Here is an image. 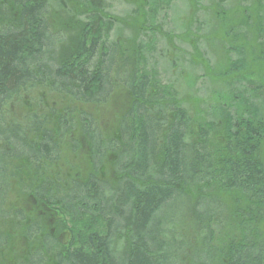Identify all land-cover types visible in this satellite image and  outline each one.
Here are the masks:
<instances>
[{
	"label": "trees",
	"instance_id": "trees-1",
	"mask_svg": "<svg viewBox=\"0 0 264 264\" xmlns=\"http://www.w3.org/2000/svg\"><path fill=\"white\" fill-rule=\"evenodd\" d=\"M49 1L68 10L78 27L63 64L53 60L52 35L44 19ZM81 1L0 0V204L11 182L17 184L10 170L21 163L16 159L54 163L76 115L87 146L83 180L73 176L62 182L45 164L27 168L31 176L23 183L29 190L21 192L23 204L17 210L28 212L29 205L35 211V216L21 218L22 232L28 234L24 240H42V245L12 258L17 264H264V78L248 80L254 72L246 63L249 39L258 41L250 33L256 25L244 26L251 29L248 40L245 31L232 34L235 28L211 35L227 45L225 55L235 56L227 68H210L196 59L200 41L189 44L195 55L189 62L227 90V100H215V115L190 117L175 91L153 90L147 73L131 76L126 100L115 108L121 116L112 142L118 146L103 179L98 171L109 162L108 146L91 115L79 110L111 93L109 69L119 55L116 44L108 53L103 39L118 20L99 8L100 0H90L88 8ZM154 2L160 5V0ZM149 4L138 1L135 21L128 26L156 32L167 39L168 52L176 50L160 28L146 26L154 16L146 10ZM245 13H240L242 20L253 21ZM256 17L261 32V18ZM96 53L88 72L86 65ZM144 55L142 49L133 53ZM165 63L174 68L169 59ZM38 88L54 94L46 100L57 101L35 100L31 93ZM215 134L218 146L211 141ZM65 214L71 219L97 217L104 221V232L90 234L85 248L76 247ZM190 222L191 230L185 231ZM47 240L61 246L52 258Z\"/></svg>",
	"mask_w": 264,
	"mask_h": 264
},
{
	"label": "rangeland",
	"instance_id": "rangeland-1",
	"mask_svg": "<svg viewBox=\"0 0 264 264\" xmlns=\"http://www.w3.org/2000/svg\"><path fill=\"white\" fill-rule=\"evenodd\" d=\"M89 1L84 0L81 3L88 8ZM138 1L100 0L99 4V8L104 10V13L118 20V23L113 21L111 24L112 30L107 34L106 39L103 40H107L108 53L112 46L116 44L119 62L117 58H114V63L109 69V80L112 83L109 97L90 106L84 105L83 108H80L79 112L91 115L100 135L106 141V147L108 146L109 151L107 156L109 157V162L98 171L103 179L109 175V168L114 159L113 149L118 146L112 142L113 139L118 138L116 131L121 116V114L115 111V108L125 102L126 85L132 75L147 73L151 79V83L155 85L153 90L158 89L159 92H162L164 88L165 93L175 91L178 95L177 98L181 101L180 105L182 109H186L190 117L195 115L204 117L211 114L215 115L216 111H219L215 100L219 101V103L227 100V90L223 88L222 84H217L212 78L204 75L198 67L193 66L194 61H192L193 65L189 62L190 56L193 58L195 56L192 49L189 48V44L200 41L199 44H202L199 47L201 48L199 50L201 55H197L196 59H203L209 64L210 68H214L215 66L227 68L228 64L235 59V56L225 55L223 49L227 48V45L219 43L211 35L218 31L219 33H223L235 28V30L231 31L232 34H242L241 32L245 31L248 34V37L245 39L248 40L251 38L249 37L251 29L247 30L244 26L249 25L253 27L256 25L250 33H253V39L256 37L258 41L254 43L251 39L252 43H250L249 39V54H245L246 63L252 65L251 67L254 72V79L248 80L261 82L264 78L262 77L264 76V0H193V3L190 0H160V5H155L154 1L156 0H148L150 4L146 10L154 16L148 19L146 26L149 23L153 24L157 28H160L166 37L168 36L172 39L171 42H173L176 50L170 49L171 51L169 50V52L167 50L168 41L164 36L147 30L138 32L135 27L128 26L135 21L136 16H133V14L137 12ZM57 4L54 1L48 2L46 7L47 13L44 19L45 21L47 19L49 23L48 32L52 35L50 43L54 45V63L63 64L68 61L71 55L74 40L77 38L78 27H76L77 24L71 21L70 12L68 10L67 12H63ZM3 9L0 6V14H2ZM242 11L246 12L245 16L253 17V21L242 20L240 17ZM218 12L222 16H219V19L217 16ZM256 14H259L261 18V22L259 23L261 32L256 30V27L259 29ZM81 19H83V16ZM125 21H127L126 25L123 24ZM182 36H185V38L180 39L179 37ZM138 49H142L145 55L133 57L134 51ZM166 50L167 53L165 54ZM107 52L104 67L108 66L107 60H109V57H106L108 55ZM97 59L98 55L96 53L91 58L90 63L88 62L86 65L88 72L93 70ZM165 59L172 61L173 69L172 67L168 69ZM176 61L177 64L180 63V66L175 65ZM45 62H48V60ZM48 65L50 64L47 63ZM178 74L180 75L178 76ZM262 89L264 90V87ZM45 92L47 91L38 88L34 89L31 94L35 100L42 98V101L45 99V102L47 101L48 103L57 101L55 98L52 101L46 100L49 95L54 96V94H45ZM31 105H34L37 110L38 106L36 102H33ZM79 118L80 115H76L75 119L72 120L73 130L69 137L61 140L58 159L54 163H43L41 160L36 164L33 160L29 162L28 159L23 158L16 159V161H20L21 163L18 164L17 162L16 165L11 167V174L15 177L13 180L17 184L14 185L11 182L10 191L5 194V198L0 204V264H17L12 257L42 245V240H24L28 234L22 232L24 222H20L22 221L21 218L23 217L26 220L28 216H35V211L29 205L26 207L28 212L17 210L18 206L23 204L22 199H24V196L21 195V192L25 189L29 190L23 183L28 182L27 178L31 176L26 171L27 168L31 169L30 165L37 166L39 164L43 167V164H45L47 169L51 170L52 173L58 174L57 179L60 177L62 182H65V180L67 182L73 176L83 180L87 175V146L85 139L79 131V125L77 126ZM211 141L213 146H218L220 143L219 135L215 134L212 136ZM261 145L262 151L260 155H262L261 159L263 158L264 162V140ZM22 172L24 177L22 176ZM36 176L38 177L39 173ZM18 177H21V180ZM124 213H126L125 210ZM115 221L122 223V220L119 218ZM103 222L97 217L71 219L70 215L65 214L66 227L70 230L73 245L76 247L85 248L87 245L86 238L90 234H103ZM191 225V222L186 225L185 231L186 229L191 230ZM46 243L48 255L51 258L61 252L59 242L47 240Z\"/></svg>",
	"mask_w": 264,
	"mask_h": 264
}]
</instances>
